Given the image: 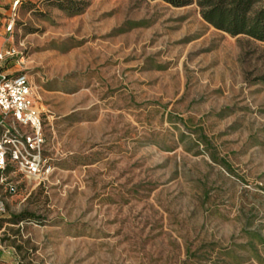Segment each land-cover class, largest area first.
<instances>
[{"label":"rangeland","instance_id":"1","mask_svg":"<svg viewBox=\"0 0 264 264\" xmlns=\"http://www.w3.org/2000/svg\"><path fill=\"white\" fill-rule=\"evenodd\" d=\"M2 34L52 171L6 166L0 264H264V42L161 0H21Z\"/></svg>","mask_w":264,"mask_h":264},{"label":"built area","instance_id":"2","mask_svg":"<svg viewBox=\"0 0 264 264\" xmlns=\"http://www.w3.org/2000/svg\"><path fill=\"white\" fill-rule=\"evenodd\" d=\"M20 4L11 0L9 10L0 14L2 37L11 35ZM16 57L14 48H0V171L10 164L27 179H46L52 168L43 155L42 113L31 83L26 75L6 70Z\"/></svg>","mask_w":264,"mask_h":264},{"label":"trees","instance_id":"3","mask_svg":"<svg viewBox=\"0 0 264 264\" xmlns=\"http://www.w3.org/2000/svg\"><path fill=\"white\" fill-rule=\"evenodd\" d=\"M173 7L194 5L212 28L264 42V0H161Z\"/></svg>","mask_w":264,"mask_h":264},{"label":"crops","instance_id":"4","mask_svg":"<svg viewBox=\"0 0 264 264\" xmlns=\"http://www.w3.org/2000/svg\"><path fill=\"white\" fill-rule=\"evenodd\" d=\"M2 1V0H1ZM1 3V2H0ZM6 13V10H3L0 12V14H5ZM6 178V175H5V171H0V183L3 182ZM1 252H0V262H4L3 259H1Z\"/></svg>","mask_w":264,"mask_h":264}]
</instances>
